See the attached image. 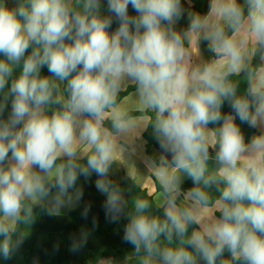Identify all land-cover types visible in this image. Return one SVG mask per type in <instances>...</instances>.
I'll use <instances>...</instances> for the list:
<instances>
[{"label":"clouds","instance_id":"1","mask_svg":"<svg viewBox=\"0 0 264 264\" xmlns=\"http://www.w3.org/2000/svg\"><path fill=\"white\" fill-rule=\"evenodd\" d=\"M102 11L101 0H0V116L11 104L0 119V256L22 245L14 235L35 205L79 201L80 176H98L106 218L125 214L109 172L117 138L141 130L119 102L132 84L153 114L143 128L171 154L151 162L159 202L138 196L127 212L123 240L139 264H264V0H210L183 32L182 0H107ZM202 41L213 58L197 61ZM237 118L261 131L246 138ZM86 242L82 233L71 251Z\"/></svg>","mask_w":264,"mask_h":264},{"label":"trees","instance_id":"2","mask_svg":"<svg viewBox=\"0 0 264 264\" xmlns=\"http://www.w3.org/2000/svg\"><path fill=\"white\" fill-rule=\"evenodd\" d=\"M6 2L12 7L17 0H6ZM101 2L102 14L108 15L107 0H101ZM190 2L191 4L187 0H182L185 14L176 23L177 30L181 32L188 27L189 10L206 14L209 9L210 0H190ZM129 13L130 15L136 14L131 6H129ZM117 26L118 21L113 18L110 31H114ZM200 48L204 51L206 60L213 58L206 41L201 42ZM0 58L3 57L0 56ZM19 71L20 69L18 68L15 73L16 76L19 75ZM41 75H51L46 66L41 69ZM245 87L246 85L241 81L240 90L243 91ZM134 91V85L128 86L120 94L119 102ZM2 99L3 94H0V101ZM10 110L9 99L8 108L0 116V119H7ZM222 112L224 114L232 112L227 102H225ZM129 113L133 118L147 116L149 121L153 115L150 110L132 111ZM237 123L240 124L246 138H251V136L257 134L256 128H250L247 124L240 123L238 118ZM209 127H214V125H209ZM143 137L146 141L147 153L155 162L158 163L159 161L155 158L153 152L157 155H165L171 161V154L164 153L159 147L151 124L147 126ZM80 162L86 163V158ZM97 179L98 176L95 173H92L88 179L83 176L79 177L76 187L83 190L80 206L67 215L52 214L46 207L35 205L31 224L28 226L20 225L14 235V239L23 236L22 245L10 258L4 259L0 256V264H126L127 260L132 261L133 264H139V259L136 257L132 245L123 240L124 228L128 222L127 212L131 211L132 201L138 196L150 199L156 203L155 199L146 190L142 189L134 179L124 176L122 181L118 182L109 174V179L123 190V195L128 201L125 214L121 215L118 221L111 222L105 216L104 203L106 197L95 187ZM192 186L193 182L191 180H187L182 184V188L185 191ZM157 188L161 191L160 185L157 184ZM54 191L55 189H53ZM154 203L149 210L150 214L163 218V209L157 207ZM86 205H90L87 217L82 214ZM218 215L219 213H217ZM197 227L196 225H191L189 234ZM82 233H87L86 244L78 251H71L73 240H78ZM224 255L225 258L229 257L227 251H225ZM200 264H204V261H201Z\"/></svg>","mask_w":264,"mask_h":264},{"label":"crops","instance_id":"3","mask_svg":"<svg viewBox=\"0 0 264 264\" xmlns=\"http://www.w3.org/2000/svg\"><path fill=\"white\" fill-rule=\"evenodd\" d=\"M190 4V0H187ZM189 12H193L189 10ZM200 58L206 59L204 51L200 48V57H195L194 60H199ZM132 84L126 85L125 89ZM129 112L132 111H144L146 109L142 108L135 97V91L129 94L120 102ZM135 119L139 122L141 126V130L139 131V135L130 134L124 137H118L117 142L118 145L123 146V152H117L116 159L110 168L109 174L113 176V178L120 182L124 178V176H128L136 181V183L144 190L148 192L151 196L154 197L155 202H159L160 192L157 188V184H159L158 178L154 175L153 168L151 162L154 161L147 153L146 141L143 137L146 128H143L149 122V118L147 116L135 117ZM257 133L261 131L260 128H256ZM86 148V146H82V149ZM155 158L158 159L161 155H157L154 153ZM214 155V153H213ZM187 180H191L187 177L184 178V182ZM183 182V183H184ZM46 207L52 214L56 215H67L71 211L77 209L80 206L79 201H73L72 204H66L62 208L59 209V212L51 211L52 205L49 201H45L41 204Z\"/></svg>","mask_w":264,"mask_h":264},{"label":"rangeland","instance_id":"4","mask_svg":"<svg viewBox=\"0 0 264 264\" xmlns=\"http://www.w3.org/2000/svg\"><path fill=\"white\" fill-rule=\"evenodd\" d=\"M126 264H133L132 261L127 260Z\"/></svg>","mask_w":264,"mask_h":264}]
</instances>
